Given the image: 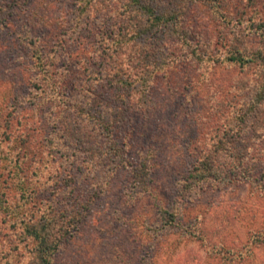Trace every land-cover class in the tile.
<instances>
[{"label":"rangeland","instance_id":"rangeland-1","mask_svg":"<svg viewBox=\"0 0 264 264\" xmlns=\"http://www.w3.org/2000/svg\"><path fill=\"white\" fill-rule=\"evenodd\" d=\"M189 3L185 19L192 23L199 17L216 20L210 25L200 23L194 35L190 31L192 64L186 63L176 43L166 47L169 51L165 46L154 48L159 57L168 55L167 67L154 79L152 98L160 104L150 120L139 115L127 125L134 132L118 134L128 154H110L106 138H99L97 149L98 133L89 132L91 139L73 141L78 130L87 126L84 119H75V135L53 140L61 136L62 125L50 110L35 105L37 69L33 64V54L41 46L47 57L68 60L70 56L69 67L80 79L74 71L85 63L94 65L107 17L99 20L101 11L97 10L88 22L77 24L78 0H0L1 264L32 262L36 244L26 228L54 224V217L67 222L63 208L76 205L75 196L82 202L80 216H70L69 221L76 224L70 230L72 237L58 244L52 264H147L151 260L150 264H264V156L249 161L256 176L240 186L223 180L190 188L185 181L194 154L209 149L211 138L223 133L239 112L234 107L254 95L258 68L235 67L227 60L228 46L234 44V50L242 49L245 55L262 42L264 0ZM208 30L222 37L203 45ZM233 33L237 38L233 39ZM57 42H64L66 49L56 50ZM67 92L68 98L76 97L77 92ZM263 135L264 130H259L254 136ZM26 137L31 144L38 143L34 149L44 158L42 151L59 144L57 154L69 164L62 175L71 179L55 183L61 176L37 177L34 192H25L22 185L28 189L31 177H23L18 169L24 163ZM16 145L20 148L14 149ZM245 145L248 149L253 145L248 153L254 157L256 150L264 155V144ZM149 147H156V158ZM145 154L150 162H139ZM139 175L144 177L142 186ZM167 209H172L175 219ZM162 228L165 242L151 244V237L161 236ZM56 236L60 239V233Z\"/></svg>","mask_w":264,"mask_h":264},{"label":"trees","instance_id":"trees-1","mask_svg":"<svg viewBox=\"0 0 264 264\" xmlns=\"http://www.w3.org/2000/svg\"><path fill=\"white\" fill-rule=\"evenodd\" d=\"M165 1L166 4L162 0H78L79 5L74 12V20L77 24H79L78 22H88L91 15L97 10L101 11L99 20L107 17V22H103L105 26L101 28L98 45L94 51L98 53L94 65L85 63L74 71L80 79L75 78L71 66L69 67L70 56L67 57L68 60L52 55L47 57L43 48L37 47L33 54V64L37 69L35 79L37 80L36 92L38 93V101L35 105L38 108L50 110L54 118L62 125V129H59L62 134L53 136L54 141L59 140L64 134L75 135L76 129L73 124H75V119L79 118L84 119L87 126H84L83 131L78 130L77 137L73 141L78 143L86 138L91 139L92 136L89 132H95L99 134L96 138L98 150L101 147L99 138H103V140L106 138L105 146L108 153L128 154V148L119 141L118 134L134 132L135 128H129L127 125H132L134 119L139 115L141 118L151 119L152 111L160 104L159 100L152 98L156 86L154 79L159 76L158 72L167 67L165 62H167L168 55L159 57L153 52L154 48L165 46L163 49L169 51L166 47L170 48L172 44L176 43L177 49L183 52L181 55L185 57L186 63L191 61L190 64H192L193 60L189 56V52L192 50L193 44L190 38H187L190 31L194 35L197 33L195 29L199 28L200 23L205 22L210 25L214 19L216 20L215 17L212 19L209 17L207 21H203L199 17L197 20L193 19L192 23V19H185L184 15L189 14L187 8L190 5L189 2L193 3V0ZM202 2L195 0L196 4ZM203 16L207 15L203 14ZM51 17L52 19L56 18V14L54 13ZM236 34L233 33V39L237 38ZM206 35L207 41H203V45L205 43L213 44L214 41L218 42V38L222 37L220 33L214 34L213 30H208ZM56 44H58L56 50L62 46L66 49L63 45L64 42ZM234 48L235 45L232 43L228 46L227 60L229 62L235 67L240 65L244 68L247 65L250 68L253 65L259 70L258 77L253 81L254 95L251 99L248 97V102L245 104L234 107L239 112L235 118L229 120L223 133L211 138L209 149L202 148L194 154L193 164L185 180L190 188L208 181L224 183L223 180L240 186L243 182L256 176L257 171L251 169L249 161H254L256 157L262 160L264 156L262 152L256 150L254 157L248 153L250 149L254 150L253 145L249 146L250 149L245 145L251 142L256 147L264 144V135L254 136L257 131L264 130V39L258 44V47L252 48L245 55H243L242 49L234 50ZM240 48H242L241 45ZM67 89L77 92L79 95L76 93V97L68 98ZM80 95L81 99H79ZM165 97L173 99L169 94H165ZM248 109L250 112H246ZM196 114L198 113L196 112ZM23 135L24 133H22ZM261 138L260 145H257ZM25 142L28 144L26 145L27 149L21 156L24 163L18 169L19 174L23 177L27 179L31 177L32 182L28 189L21 184L25 192L29 194L34 192V182L37 177L41 178L48 174L49 179L54 174L61 176L55 183L71 179L67 175H62L67 171L65 166L69 164H67L68 161H62L58 156L56 147L59 144L49 148L48 151H42L46 156L44 158L42 154L38 156L39 152L34 149L38 143L31 144L27 137ZM19 148L18 145L14 147V149ZM149 148L155 150L156 158L158 154L156 147ZM89 152H92V149H89ZM124 158H126L125 155ZM120 162L126 163L123 160ZM139 162H150V159L146 160L145 154ZM52 164L57 167H50ZM75 168L72 166L74 172ZM45 171L49 173L45 174ZM137 179H139V185L142 186L144 177L139 175ZM63 192L62 188L60 195ZM75 202L76 205L63 208L67 214V222H60L53 216L54 224L47 223L39 227L33 225L26 228L27 236L36 244L32 251L33 261L29 264H52L58 244L62 239L66 238V241L72 237L70 230L75 228L76 224L69 221L70 216L75 218L77 213L78 218L80 216L79 208L82 202L77 196H75ZM171 210L164 211L171 216ZM59 212L62 211L55 213L59 214ZM172 218L175 219V216L172 215ZM55 229H57L56 232ZM160 232H162L161 236L151 237V244L157 245L159 242L161 245L165 242L166 235L163 228ZM58 233H60V239H57ZM151 262L152 260L147 264Z\"/></svg>","mask_w":264,"mask_h":264}]
</instances>
